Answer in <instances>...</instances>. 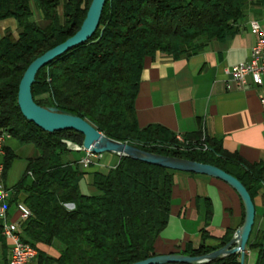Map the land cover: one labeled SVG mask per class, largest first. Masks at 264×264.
Masks as SVG:
<instances>
[{
	"label": "trees",
	"instance_id": "16d2710c",
	"mask_svg": "<svg viewBox=\"0 0 264 264\" xmlns=\"http://www.w3.org/2000/svg\"><path fill=\"white\" fill-rule=\"evenodd\" d=\"M90 1L64 0L60 18L59 0H0V20L14 18L20 27L16 36L0 35V127L20 145H32L36 150L12 196L16 200L24 194L22 203L31 212L21 225L25 241L34 247L50 246L54 241L61 245L55 259L38 253V263L40 258L45 264L145 260L159 255L154 244L169 219L176 171L120 157L114 168L93 172L95 192L83 194L79 186L85 173L79 160L65 159L71 152H83L68 150L64 143L67 140L80 147L83 136L72 130L44 132L19 110L17 92L24 70L35 57L80 27ZM247 1L105 0L93 35L37 71L32 98L43 108L78 116L106 137L142 151L215 166L240 181L254 205L257 197L264 205L261 164L245 163L207 135L201 141V132L179 141L161 126L140 128L134 109L145 56L160 52L179 57L196 49L200 38L224 39L242 18ZM31 2L51 21L49 28L30 19ZM15 158L5 147L2 180ZM239 201L241 225L244 210ZM232 235L228 230L217 246L206 247L202 232L197 248L187 245L172 253L201 256L224 246ZM251 236L252 231L246 248L264 246V236L258 245L252 244ZM238 257L229 255L207 264H239Z\"/></svg>",
	"mask_w": 264,
	"mask_h": 264
},
{
	"label": "crops",
	"instance_id": "0c3cea01",
	"mask_svg": "<svg viewBox=\"0 0 264 264\" xmlns=\"http://www.w3.org/2000/svg\"><path fill=\"white\" fill-rule=\"evenodd\" d=\"M63 2L59 0L57 7L60 18ZM31 11V20L42 28L50 27L51 21L43 18L35 2H31ZM252 20H257L264 30V4L260 0L245 3L242 18L234 25L232 34L224 39L200 38L196 49L179 57L160 52L145 56L134 101L138 126L157 125L182 137L204 130L210 139L220 142L225 152L236 154L249 165L261 164L264 167V120L259 102V97H264V85L254 86L248 81L246 88L239 89L227 72L229 67L249 56L255 40L250 30ZM19 30L14 18L0 20V35L11 33L16 36ZM11 139L5 142V147L16 155L9 143ZM28 147L26 156L31 159L36 150L32 145ZM118 160L116 154L104 153L95 160L96 165H92L95 168L80 165L88 177L80 182L81 193L91 194L93 172L108 171L117 165ZM9 169L3 183L12 190L26 167L12 186L6 184ZM24 197L20 194L14 200L10 196L7 202L9 220H18L15 207L22 203ZM240 222L241 204L228 185L203 175L174 172L169 219L156 239L154 249L157 254L164 255L184 249L187 245L197 248L202 232L206 235L204 246L215 247L228 230H232L234 235ZM21 225L19 223L22 230ZM263 236L264 205L257 197L252 244L261 243ZM35 247L38 253L53 259L61 250L57 241L50 246L36 244ZM9 254L10 244L0 236V264L8 263ZM45 263L43 258H40V263L36 261V264ZM243 264H264V246L246 248Z\"/></svg>",
	"mask_w": 264,
	"mask_h": 264
},
{
	"label": "water",
	"instance_id": "95a60500",
	"mask_svg": "<svg viewBox=\"0 0 264 264\" xmlns=\"http://www.w3.org/2000/svg\"><path fill=\"white\" fill-rule=\"evenodd\" d=\"M104 3L105 0H91L80 27L64 41L47 49L28 64L18 84L17 104L21 114L28 122L33 123L44 132L72 130L81 134L83 136L81 147L84 151L95 155L112 153L119 158L126 157L176 172L203 175L220 180L233 189L241 200L244 210L243 222L224 246L201 256L171 253L156 255L132 264H207L229 255H239V264H243L247 242L254 224L255 205L245 187L235 177L212 165L142 151L106 137L78 116L67 112H58L55 108H43L34 102L31 85L37 71L67 50L84 43L93 35L99 24Z\"/></svg>",
	"mask_w": 264,
	"mask_h": 264
},
{
	"label": "built area",
	"instance_id": "2783aa9c",
	"mask_svg": "<svg viewBox=\"0 0 264 264\" xmlns=\"http://www.w3.org/2000/svg\"><path fill=\"white\" fill-rule=\"evenodd\" d=\"M250 30L254 35V43L250 48L249 56L246 60L236 63L227 69V72L236 81L239 89L246 88L248 81L254 86L264 85V30L260 27L257 20L250 22ZM262 108V118L264 120V97H259ZM201 141L206 137L205 131L201 130ZM182 140L181 135L176 134ZM8 139L3 137V130H0V236L9 242L10 254L7 264H36L38 250L36 247L25 241L19 223H23L31 216L30 210L23 204H16L18 220L11 221L7 215V202L12 195V190L8 189L2 180L5 155V142ZM67 146L68 142H64ZM70 148V147H68ZM73 151L83 152V157L79 160V165L89 167L96 165L97 159L101 155H95L84 151L82 147L70 148ZM71 208V206H67Z\"/></svg>",
	"mask_w": 264,
	"mask_h": 264
},
{
	"label": "rangeland",
	"instance_id": "374dc122",
	"mask_svg": "<svg viewBox=\"0 0 264 264\" xmlns=\"http://www.w3.org/2000/svg\"><path fill=\"white\" fill-rule=\"evenodd\" d=\"M65 141L69 143V141L64 140V142ZM9 143L13 146V148L15 149V153L18 156L15 159V161L13 162L12 166L10 167V169H9V175H8V178H7V181H6V184L8 186H12V185H14V183L16 181L19 180V178L21 177L22 173L24 172V169H25L26 164L28 162L26 153H27V150H28L27 148H29V147H28V145H19L13 139L9 140ZM70 144H71V142H70ZM65 147L68 148L69 146H67L65 144ZM68 150H72V149L68 148ZM67 157L70 158V159H74V160H80L81 157H82V153L71 152V153H69V154H67L65 156L66 160H68ZM89 168L93 169L95 167L90 166ZM87 179H88V177L85 175L83 180L81 181V183H83ZM94 192H95L94 189H92L91 194H93ZM245 254H246V250H245Z\"/></svg>",
	"mask_w": 264,
	"mask_h": 264
},
{
	"label": "bare ground",
	"instance_id": "6f19581e",
	"mask_svg": "<svg viewBox=\"0 0 264 264\" xmlns=\"http://www.w3.org/2000/svg\"><path fill=\"white\" fill-rule=\"evenodd\" d=\"M0 130H3V137H4L5 139H9V138H11L10 134H9L4 128L0 127ZM177 139H178L179 141H182V139H181L179 136H177ZM68 145H69L70 148H76V146H71L70 143H68Z\"/></svg>",
	"mask_w": 264,
	"mask_h": 264
}]
</instances>
